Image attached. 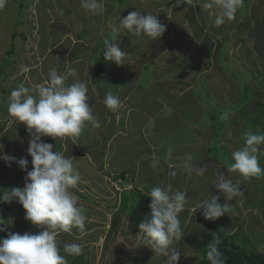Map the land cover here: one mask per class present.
Instances as JSON below:
<instances>
[{
  "label": "rangeland",
  "instance_id": "obj_1",
  "mask_svg": "<svg viewBox=\"0 0 264 264\" xmlns=\"http://www.w3.org/2000/svg\"><path fill=\"white\" fill-rule=\"evenodd\" d=\"M118 1L122 3V7L126 8L127 6V8L137 11L146 6L144 3L138 4L139 0L137 3H128L132 0ZM205 2L206 0L196 2L197 7L192 6L189 11H199L198 6ZM157 3H159L157 6L159 8L153 12L156 15L159 13L166 15V1L157 0ZM82 5L83 0H8L5 8L0 10V115H4L7 111L10 91L20 83L29 86V82L25 79L31 78L34 70L39 67L36 56L41 55L42 58L46 49V52L50 51L51 37L49 35H56L59 32L64 35L65 30H69V35L66 38L75 40L78 37L80 42L86 43L84 47L88 48L89 53L93 52L95 48L101 50L106 40L116 41L118 39L115 43L120 45L121 50L127 52V56L123 65L112 63L129 74V81L132 84H129L127 80L125 84L127 88L131 87L129 91H133L132 99L142 97L143 92L140 93V91H146L150 87L153 89L156 82L154 89L169 96V105L175 106L182 123H184L185 111L190 105V111L200 121H206V112H212L213 107H216L217 111L212 112L215 115L213 118L216 119L215 125L212 127L210 125V132L208 133L212 136V133L216 132L218 136L220 135V140L219 144L211 147V152L208 154L213 160L215 159V165L218 168L216 171L213 170L207 174L208 177L203 175L192 181L189 186V204L202 198L205 200L213 195L208 193L211 192V187H215L217 173L222 174L233 183L239 181L242 195L231 200L227 199L218 189H215L214 195H219L221 198L219 203L226 204L229 212L216 220H209L211 224L202 227V233L211 231L213 227H216L219 231L224 229V232L232 237L234 232L238 231L239 234L236 237L238 243L244 242L248 250H257L264 254V171L259 177L245 180L237 172L230 171L231 163H227L228 159L232 160V152L244 146V137L247 132L258 133L261 129L264 130V0H244L243 7L236 14V19L219 27L214 24V15L212 17L209 13L210 10L204 8L202 17H198L194 13H190L189 17L186 18L184 14L173 17L174 25H172L170 17L164 20V17L160 15L158 18L166 25V31L161 38L154 41L147 36H137L123 28H121L122 32L126 31L127 34H121L118 38L117 25L119 22L113 18L114 15L109 14V4H106L107 8L104 6V12L99 15L91 14ZM111 6H116L118 9L119 3ZM153 9L155 10V8ZM211 11L213 12V10ZM15 31L16 35L12 39V33ZM42 42H45L43 45H47L43 47ZM38 44L43 49H36L35 45ZM11 46H14V50L8 52ZM84 47H82L83 50ZM61 48L62 46H60ZM98 50L95 52H99ZM217 50H223V52H219L218 56ZM89 53L85 52L83 56L89 55ZM146 62L149 63V66L144 65ZM195 63H198L197 73L191 71L192 64L197 66ZM105 65H107V60ZM105 70L102 73L110 78L109 86H117V82L122 83L117 68L116 71H113L105 66ZM45 73L49 75L50 72ZM188 73L194 74V76L188 80L184 79V74ZM162 75L171 77V80L167 81L160 77ZM112 79L115 80L116 84L111 82ZM244 83L249 84L248 88L243 86ZM137 92L140 95L136 97ZM166 95L163 97L166 98ZM180 95L184 96L181 97ZM194 98L201 100V103H194ZM126 101L128 102V95ZM201 104L202 111L199 109ZM220 108L225 109L221 112L224 118L220 117L218 113ZM226 111L232 112L231 115L226 114ZM188 119L191 120L189 117ZM211 136L206 138L207 144L213 142L212 140V142H208ZM131 146L128 144L126 147H116L114 152L117 157L111 156L109 159L114 160L122 156L123 151H126L125 156H128ZM224 147L229 149V155L226 157L222 156ZM260 149V153L257 154L258 161L259 166L264 169V145H261ZM112 153L113 151H111ZM108 160L102 164V169H105L103 171L120 169ZM0 165L7 166L3 160L0 161ZM81 166L83 171L88 170L84 163H81ZM78 170H81V167ZM177 170L181 174L180 167H177ZM106 177L105 175L103 181L104 190L93 193L90 200H93L91 204L106 208L107 213L112 212L110 219L112 222L115 214L114 209L117 205H108L112 202V198H106L109 194L108 189L114 184L112 185ZM128 177L131 178V174ZM8 180L12 181V179ZM11 184L14 186L13 183ZM4 190L10 189L5 188V181L0 179V191ZM99 193L101 196L95 197ZM137 196V192L127 193L123 196L129 205L128 210L135 207ZM85 199L86 202H89V197ZM9 204L0 203V219H3L2 214L8 212L5 207ZM14 208L18 209L19 204L15 203ZM94 210L101 212L100 209ZM188 210L187 215L180 214L182 227L185 223L186 226L183 227L184 234L176 246L182 249L183 254L196 255V248L200 244V241L195 239L197 236H195L194 229L199 228L196 219L198 217L197 220L203 223L207 222L208 219L199 215L200 209H197L195 213H192L190 208ZM123 214L126 216L125 228L129 229L128 215L126 212ZM196 214H198L197 217L195 216L196 219L193 218L188 224L189 217ZM21 218L22 221L25 220L24 217ZM224 221L227 222L225 227L221 226ZM194 223L197 224L195 228H193ZM25 225L22 226L25 227ZM101 228L81 238L82 243H79L84 246L85 251L90 248L96 250L101 244L93 242L94 237H97L98 233H102ZM8 233L6 231L0 232L4 237H7ZM74 237L71 231L70 235L63 239L66 242H74L71 241ZM141 242L144 243L145 240ZM93 243L94 248L91 247ZM63 244L64 242L60 246ZM61 255H66L63 249H61ZM92 255L90 254V258ZM83 256L81 258L79 256L73 257L69 264H82ZM90 258L88 259L86 256L88 264L93 261ZM135 259L136 257H128L125 264H136L137 260ZM143 261L139 263L142 264ZM193 261L194 259L188 256L183 261L179 262L178 260L177 264H190ZM100 262L103 261L100 260ZM143 264H150V262L148 260Z\"/></svg>",
  "mask_w": 264,
  "mask_h": 264
},
{
  "label": "crops",
  "instance_id": "obj_2",
  "mask_svg": "<svg viewBox=\"0 0 264 264\" xmlns=\"http://www.w3.org/2000/svg\"><path fill=\"white\" fill-rule=\"evenodd\" d=\"M165 1L167 6L166 15L159 13L157 16L159 17L162 15L164 20L165 18L170 17L172 25H174L173 17L175 18L176 16L184 14V17L186 18L189 17L190 13H194L198 17H202V13H204L202 6L203 4L198 6V8H200L199 11L185 12L184 5L177 6L175 0ZM101 2H103V5L106 8V4H109V14L114 15L113 18L118 20V22L128 13L137 11L127 8V6L126 8L122 7V3H120L118 0H102ZM117 2L119 3L118 9L116 6H111ZM137 2L138 0H132L128 3ZM196 2H200V0H196ZM141 3L146 4L143 9H138L141 14L144 12L155 13L153 11H156L159 8L157 7L159 6L157 0H139L138 4ZM153 8H155V10ZM209 13L213 17L211 10ZM117 28H119L118 38L121 34H127L126 31L122 32V26L119 23ZM65 31L66 32L64 35H62L60 32L56 33V35H49L51 37L49 42V45L51 46L50 51L46 52L47 49L46 51L44 50L45 55L42 58L41 55L36 56L38 58L36 61L39 67L37 70H34L32 77H28V79L26 78L25 81L27 80V82H29V86L33 83H45L49 78V75H46L45 72H50L52 68H55L58 74L61 75L65 74L70 67L75 68L77 70V76L69 77L66 83L71 84L77 79L83 80L87 83L89 89V103L91 104L94 115L100 122L99 127H92L90 123L86 124L82 135L75 140L68 138L66 140L56 139L54 141L51 137L42 138L45 142L52 143L54 145L53 151H61L65 156L73 158V163L77 170L81 167V170H78L81 179L72 189V191L79 197V202L87 209L89 219L86 221L87 224H85V231L83 233H81V231L77 228H73L71 230L75 236L73 239H71V241L82 243L81 238L84 235L103 226L101 228L102 233H98L97 237L95 236L93 240V242L96 244H101L98 246V248H96V250L90 248L87 251H83V254L79 256L81 258L85 252L82 264H88V261H86V256L89 259L90 254H93L90 258L93 260L91 261V264H125L128 257H136V264H140L139 262L143 260V263L149 260L150 264H165L164 257H157L152 252V250L145 245V242H141L142 240L146 241V237H142L137 231L125 228L124 223L126 216L119 212L121 192H130L134 189H138L144 194L148 195L150 190L155 186L161 184H171L174 190L184 191L189 197L190 184L192 181H194V179H197L200 176H197L195 173H193L189 177L185 172L182 171L181 168L179 170L181 172L180 174L177 170V165L181 164L187 156L191 155L194 157V163L196 165L206 167L207 170L204 175L207 177V174H209L211 171L217 170L218 167L215 165V159L213 160V158L209 156V152L207 150L208 144L206 143V138L211 136L208 132H210V125L214 124L216 120L213 118L215 115L212 112H206V121H200L190 111V105V107L185 111V118L183 120L184 123H182V120L177 115L175 106L169 105V96H167L164 92H158V90L154 89V86L157 84L156 82L154 83L153 89L150 87L146 91H140V93L143 92L142 97L139 96L140 93L137 92L136 97H139L132 99L131 96L133 91H129L131 87L127 88L125 84L126 80L129 82V84H132V82L129 81V74L125 73L121 67L114 65L112 61H107L106 66H108V68L112 69L113 71H116V68L119 70V78L122 83L119 84V82H117V86H109L108 82L110 81V78H107L102 73V71L105 70V67L100 70L101 73L98 77V81L95 83L93 81L95 69L94 61L97 56H103L105 45L101 50L95 48L93 52L89 53L87 50L88 48L84 47L86 43L82 41L80 42L78 37H76L77 39L75 40L66 38L68 37L70 31ZM116 41H114V43ZM44 43L45 42H42V45ZM46 45L47 44L43 45V47ZM60 46H62L61 49ZM35 47L36 49H43L39 44L35 45ZM82 47H84V50ZM96 50L99 52H95ZM85 52L87 54L89 53V55L83 56ZM100 63L104 64L103 60L100 61ZM145 64H147V62L144 63V65ZM196 71L197 70H195V73H197ZM192 76H194V74L190 73L184 74L183 77L184 79L186 78L188 80V78ZM160 77L165 78L167 81L171 80V77L164 75ZM111 82L116 84L115 80ZM109 92L117 96L121 101V107L117 111L110 110L104 103L105 96ZM127 95L128 102L126 101ZM164 95H166V98L163 97ZM140 99L141 102L139 103ZM199 99H201L200 96ZM193 101L194 103H201V100L196 98H194ZM195 105L197 106V104ZM199 109L202 111V104ZM222 111H225V109L222 110V108H220L218 111L220 117H223L221 113ZM231 113L232 112L229 113V116ZM135 116L138 117L134 118ZM188 117L191 118V120L188 119ZM220 119L217 120L220 121ZM12 121L13 117L10 116L8 111H6L4 115H0V144L3 145L2 150L8 155H13L17 158H26L29 161L27 170L30 171L32 170L31 156L27 153L29 134L23 123H16ZM212 136L215 138H210L209 140L214 142L217 135ZM217 137L219 139V136ZM128 144L132 145L131 149H129L130 154H128V156H125L126 151H123L122 156L115 158L114 160L109 159L111 156L117 157V154L114 152L116 147H126ZM110 150L113 151L112 154ZM169 150H171L170 157L168 156ZM154 156L160 158V167L157 169L150 167L152 158ZM107 160L113 163L115 167L117 166L120 169L103 171L105 169H102V164H104V162ZM81 163H84L87 167L86 169L88 170L83 171ZM0 166V179L5 181V188L11 189L13 187L24 186L26 171L20 170V168L15 163H12L10 167L8 165L5 167L2 165ZM125 169H128V172L124 177H121L120 173ZM171 171H175L176 175L171 176L169 174ZM117 174H119V178L116 177ZM129 174H131V178L128 177ZM105 175L107 176L106 178L110 180L109 182H111L112 185L114 184V186H111L110 189L107 188L109 190V194H107L106 197L108 199L112 198V202L108 205H117V207L114 209L115 214L112 222L110 221L112 212L107 213L106 208L93 205L91 204L93 200H90V197L93 193L105 188L103 183ZM184 176L185 178H183ZM8 179H12V181L10 182ZM11 183H13L14 186H11ZM215 189L217 188L211 187V192L208 194L214 195L216 191ZM100 194L101 193L95 197L101 196ZM86 197H89V202H86ZM202 200H204V198L198 200L195 203L189 204L188 208L194 207ZM15 203L16 202H12L7 207H5L6 211L8 212L1 215L3 220L7 221L9 218H11L14 221L13 225L6 226V232L23 234L26 231L31 233L40 231L41 229L35 227L29 221H22L23 219L21 217H24L25 210L20 204L18 209L14 208ZM188 208H186V210L182 212L181 215H187V212H189ZM94 209H100L101 212H96ZM199 215L202 216L201 211ZM195 216L197 217L198 214L189 217L190 220L188 221V224L191 223ZM197 219L196 221L199 224V228H195L197 225L195 223L193 224V228H195V236H197L195 239L201 241L202 227L209 226L211 222L208 220L207 222L203 223L202 221L199 222ZM104 222L105 224L103 225ZM23 224H26L25 227L22 226ZM185 226L186 223L183 225V227ZM67 236L60 235L57 237L59 245H61L62 242H68L63 239ZM2 238L7 237H4L2 234H0V239ZM60 247L63 249V246ZM91 247L94 248V243ZM178 248L182 253L179 262L183 261V258L185 259L186 257L192 255L187 253L183 254L182 249L180 247ZM72 259V256L67 257L68 264ZM100 260L103 262L101 263ZM190 264H192V262H190Z\"/></svg>",
  "mask_w": 264,
  "mask_h": 264
},
{
  "label": "clouds",
  "instance_id": "obj_3",
  "mask_svg": "<svg viewBox=\"0 0 264 264\" xmlns=\"http://www.w3.org/2000/svg\"><path fill=\"white\" fill-rule=\"evenodd\" d=\"M7 2L8 0H0V10L5 8ZM175 2L177 6L184 5L185 12L192 6H197L196 0ZM243 4L244 0H206L203 8L213 10L214 24L219 27L236 19ZM82 6L93 15L104 12L101 0H83ZM119 24L128 32L147 36L153 41L161 38L166 31V25L156 13L141 14L139 11H132L120 19ZM113 41H105L104 59L123 65L127 52ZM76 76L75 68L70 67L63 75L52 68L47 82L33 83L30 86L20 83L10 91L7 111L13 117L12 122L23 123L27 129V153L31 156L32 170H27L29 161L26 158L4 153L3 145L0 144V160L9 167L15 163L20 170L26 171L24 186L0 191V203L20 204L25 210L24 219L41 230L36 233L26 231L23 234L9 232L7 238L0 239V264H68L67 256L83 254L84 246L81 243L68 242L63 244L66 255H61L57 240L60 235H69L73 228L79 229L81 233L85 231V224L89 219L87 209L72 191L81 179L80 173L74 166L73 158L65 156L61 151H53L54 145L42 139L51 137L53 140H75L82 135L86 124L99 127L100 122L89 103L87 83L79 79L71 84L66 83L69 77ZM104 103L112 111L121 107V101L111 92L106 94ZM261 145H264V130L261 129L258 133L247 132L244 146L232 152L234 162L229 170L237 172L245 180L259 177L264 171L259 166L257 155L261 151ZM168 156H171V150ZM150 167L159 168L160 158L154 156ZM177 167L189 177L193 173L203 176L207 170L206 167L196 165L191 155ZM169 174L175 176L176 172L171 171ZM214 184L229 200L242 195L240 182L233 183L220 173H217ZM148 196L149 212L138 224L146 237L145 245L157 257H164L165 264H177L182 253L175 245L184 234L179 217L189 206L188 196L184 191L174 190L171 184L153 187ZM219 199V195H210L191 207L190 211L195 213L200 209L205 219L216 220L229 212L228 206L219 203ZM13 223L11 218L7 221L0 219V232L6 231V226ZM221 243L219 237L209 243L206 256L210 264H226L220 251Z\"/></svg>",
  "mask_w": 264,
  "mask_h": 264
},
{
  "label": "trees",
  "instance_id": "obj_4",
  "mask_svg": "<svg viewBox=\"0 0 264 264\" xmlns=\"http://www.w3.org/2000/svg\"><path fill=\"white\" fill-rule=\"evenodd\" d=\"M20 4L22 5V3H20ZM15 35H16V31L14 33H12V39L15 37ZM23 36H25V35H23ZM13 50H14V46H11V48H10V50H8V52L13 51ZM219 52L221 53V52H223V50H217V55L219 54ZM197 59H199V58H197ZM102 60H103L104 64L100 63V61H102ZM105 61H106V59H104V56H102V55L97 56L95 61H94L95 69H94V74H93V81L95 83H97V81H98L100 70L106 66ZM146 65L149 66V63H147ZM195 65H197V66H194L192 64L193 68L191 71H195L196 69H198V63H195ZM188 74H190V73H188ZM252 85H253V83H252ZM243 86L245 88H248L249 84L244 83ZM211 111L212 112L217 111L216 107H213V109ZM229 111L228 112L226 111V114H229L230 113ZM223 118H224V116H223ZM214 125L215 124H212L211 127ZM212 135L218 136V134H216V132H213ZM217 136H216L217 141L212 143V145L209 143L207 146V150L209 153L211 152V149H212L211 147L215 146L216 144H219L220 135H219V139ZM214 138H215L214 136H211V139H214ZM209 141H211V140H208V142ZM228 155H229V149H228V147H224L222 156L226 157ZM233 162L234 161H232L231 159H228L227 163L232 164ZM127 172H128V169L121 171L120 176L124 177ZM116 177L119 178V174H117ZM125 192H127V193L137 192V194H138L137 199H136L137 203L135 204V207H133L131 210L127 209V207L129 205L126 203V201L123 198V196H125L127 194ZM148 202H149V196L144 194L143 192H141L138 189H134L130 192L122 191L121 195H120L119 212H122V213L126 212L127 213V215H128V222L127 223H128L129 229L133 230V231H138L143 237H145V235L143 233H141V230L139 229L138 224L141 220L146 218V216L149 212ZM226 224H227V222L224 221V222H222L221 226L225 227ZM213 230L215 231L214 233L212 232ZM238 234H239V232L235 231L233 236L230 237L228 234H226L224 232V229H223V231H221V230L219 231V229L216 227H213L211 231H204L202 233V240L200 241V244L196 248V255H191V257L194 259V261L192 263L210 264V261L207 259V256H206V253L208 251V245L210 242H214L215 237H219L222 241V243L220 245V251L222 252V254L225 258L226 264H264V254L260 251H257V250H255V251L254 250H248L246 248V245L244 242L238 243L236 241V237L238 236Z\"/></svg>",
  "mask_w": 264,
  "mask_h": 264
}]
</instances>
